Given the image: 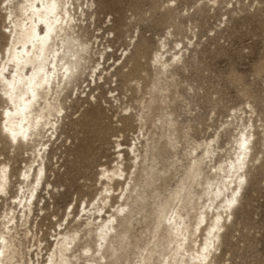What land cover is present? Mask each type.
<instances>
[{"label": "rangeland", "instance_id": "obj_1", "mask_svg": "<svg viewBox=\"0 0 264 264\" xmlns=\"http://www.w3.org/2000/svg\"><path fill=\"white\" fill-rule=\"evenodd\" d=\"M2 1L0 50L9 31ZM75 7L83 14L82 75L59 98L63 111L54 134L45 130L40 145L22 141V147L0 132V170L7 166L11 175L2 213L19 214L24 174L41 163L35 156L46 144V175L19 234L25 260L44 264L61 232L78 230L80 247L90 243L81 211L101 204L108 192L113 197L102 216L114 214L130 172L136 187L126 215L118 217L117 251L108 263L137 264L148 250L155 264L167 260L173 245L162 225L155 230L162 205L190 190L192 158L214 140L213 156L204 155L201 165L204 187L192 185L200 207L208 206L204 183L225 175L218 168L235 161L244 132L253 135L246 181L212 264H264V0H75ZM106 170L123 176L109 180Z\"/></svg>", "mask_w": 264, "mask_h": 264}, {"label": "bare ground", "instance_id": "obj_2", "mask_svg": "<svg viewBox=\"0 0 264 264\" xmlns=\"http://www.w3.org/2000/svg\"><path fill=\"white\" fill-rule=\"evenodd\" d=\"M2 3H6L3 10L5 18L9 19V26H6L9 31L4 32L6 48L0 50V102L3 109L0 113V132L3 134L6 131V135L22 147L25 146L22 141L27 142V146L40 145L45 130L54 134L58 122L55 119L63 111L59 100L61 94L82 75L77 32L82 25L83 14L81 12L78 16L79 8L75 7V0H4ZM160 57L161 60L164 58ZM161 60L157 62L161 66L166 65V61L162 63ZM251 137V133L241 132L236 141L239 151L235 161L230 162L229 168H218L225 175L216 184L206 179L204 185L207 188H203V192L208 206L200 207L192 185L203 186L200 182L201 165L204 155L206 158L213 156L214 140L205 143L204 155L192 158L193 163L186 174L191 183L190 190L177 191L159 212L155 230L162 225L168 234L165 240L173 245L172 256L167 260L163 257L159 264H212L222 231L239 204V194L246 181L247 163L251 158ZM45 145H41L34 160L40 156L41 163L38 161L35 169L28 167L29 171L25 172L21 183L23 186L16 196L21 217L14 210L11 213L0 211V264H35L32 257L25 260L19 234L21 228H26L29 223L33 200L38 196V188L43 185L44 173L46 175L43 163L45 152L41 153ZM135 159H138L137 155ZM130 174L124 180L127 188L122 189L126 191L122 193L123 204L114 214L108 218L102 216L113 197V194L107 195L108 192L101 199V204L91 210L85 206L81 211L86 217L83 237H88L90 243L80 247L83 234L80 235L78 230L73 234L61 232L55 239V249L48 254L44 264H109L108 259L117 251L112 247L113 241L120 237L117 232L118 217L126 215L125 201L136 187L135 177ZM104 175L109 180L123 176L117 171L110 175L107 170ZM10 176L8 167L4 166L0 170V197L9 192ZM128 180L133 181L134 186ZM191 220H194L193 226L188 224ZM28 233L27 229L24 235L27 237ZM197 233L203 237L200 244ZM137 264H155L153 251L148 250L145 256L140 254Z\"/></svg>", "mask_w": 264, "mask_h": 264}]
</instances>
